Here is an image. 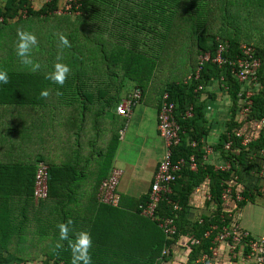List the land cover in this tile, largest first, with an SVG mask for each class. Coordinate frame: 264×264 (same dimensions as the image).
<instances>
[{
    "label": "trees",
    "instance_id": "1",
    "mask_svg": "<svg viewBox=\"0 0 264 264\" xmlns=\"http://www.w3.org/2000/svg\"><path fill=\"white\" fill-rule=\"evenodd\" d=\"M64 3V0H7L0 6V71L8 77L7 84H0V130L3 118L8 122L19 117L20 122H24L22 113L27 117L42 111L49 113L60 101L65 107L80 104L82 115L88 106L94 111L95 103L101 105L102 112H108L110 107L117 108L121 103L123 92L130 94L140 88L143 96L146 86L158 85L161 88L159 110L163 94L168 93L175 106V120L181 128V142L173 150V160L193 156L197 169L184 167L172 184L173 193L158 205L161 217L177 214L178 235L173 239L162 235L147 264H156L164 248H170L180 236L186 235L201 240L200 245L191 246L188 264H195L201 255L211 256L219 230L235 220L232 213L225 210L223 191L230 187L234 195L242 193L244 199L236 202L235 207L239 212L248 201L259 198L255 187L262 180L256 185L248 182L244 187L241 179L244 174L253 175L263 168L253 156L264 148V127L252 129L249 126L264 116V0H75L69 13L65 12ZM59 9L63 13H56ZM18 30L36 38V44L27 53L32 64L39 65L36 71L31 70L32 65L22 64L16 55L20 42ZM61 36L67 39V46L60 43ZM219 44L228 45L224 57L229 60L240 57V47L246 44L255 49L254 56L261 61L257 71L259 87L252 97V108L241 120L236 111L244 84L232 74L229 61L221 67L205 63L196 78L199 57L208 51L215 55ZM57 63L69 69L63 85L46 78ZM215 83L227 88L231 108L226 131L213 149L220 154L222 162L234 163L230 172L215 170L204 157L212 127L204 98L213 94L210 90ZM132 86L135 87L130 91ZM45 90L48 95L42 97L40 93ZM71 91L75 97L68 101L66 95ZM78 99L80 103L76 102ZM189 110L192 116L186 117ZM124 125L125 120L118 122V131ZM238 127L257 133V140L246 149L232 136L233 146L226 150L224 144L228 142V135H233ZM8 129L11 134L16 132ZM11 134L7 136L0 131V196L22 188L34 198L39 162L49 167L47 199L53 196L58 175L69 168L51 165L42 152L34 153L37 157L31 163L26 162L22 151L26 150L31 132L25 127L18 128L17 135L25 139L17 144L5 141ZM194 142L196 145L192 146ZM22 180L25 183H20ZM204 186L211 197L209 204L212 202L217 208L211 215L191 221L188 218L190 198L197 187ZM168 200L178 203L180 211L175 213ZM146 201L143 199L140 203ZM137 213L140 215L139 206ZM212 226L217 229L211 230ZM207 232L211 233L205 237ZM1 241L0 236V264L27 263L23 259L6 260ZM50 257L47 255L42 264L59 263L57 260L52 263Z\"/></svg>",
    "mask_w": 264,
    "mask_h": 264
},
{
    "label": "crops",
    "instance_id": "2",
    "mask_svg": "<svg viewBox=\"0 0 264 264\" xmlns=\"http://www.w3.org/2000/svg\"><path fill=\"white\" fill-rule=\"evenodd\" d=\"M6 1L0 0V6ZM221 88L215 83L210 90L213 94L204 98L206 115L212 125L207 138L212 152L207 162L214 167L222 164L220 154L213 147L220 142L231 108L227 94ZM160 93L158 85L146 86L141 101L127 120L117 114V108L114 111L117 119L108 118V112H102L98 103L94 104V111L88 106L82 115L80 104L65 107L54 99L52 102L57 106L49 113L37 112L34 117L23 116L22 113L20 116L24 122H20L19 117L8 122L3 118L1 133L9 136V127L16 130V134H11L5 141L16 143L24 140L17 135L20 127L31 132V138H26V150L22 151L26 162L31 163L37 157L34 153L42 152L51 165L69 168L58 175L56 191L42 203H37L31 193L22 188L14 189L13 194L7 192L0 196L1 247L6 260L15 258L23 259L26 264H42L50 255L52 263L57 260L60 264H72V245L76 244L81 233H87L89 264L150 262L161 236L166 235L151 219L138 215L137 207L143 204L140 203L143 199L148 200L154 173L166 150L157 127ZM128 94L123 92L122 98ZM73 96L71 91L66 98L69 101ZM86 96L90 102L88 91ZM76 102L80 103L79 99ZM124 120V128L118 131V122ZM125 144L138 151L136 157L122 160L120 154ZM113 169L121 172L117 189L120 203L117 207L104 205L98 200L100 184ZM252 174L243 175L242 186L246 187L248 182L256 185L261 179L259 173ZM20 183L25 182L22 180ZM261 200L259 197L254 202L248 201L240 212L235 208L237 201L223 200V203L225 210L232 213L243 230L258 237L264 234V201ZM209 201L211 197L205 186L197 187L190 198L188 218L196 221L201 216L211 215L217 207ZM60 224L66 227L65 239L60 237ZM192 236H180L171 244L165 257L164 248L156 264H188L191 252L189 239ZM246 254L242 244L227 241L214 246L211 259L214 264H251Z\"/></svg>",
    "mask_w": 264,
    "mask_h": 264
},
{
    "label": "built area",
    "instance_id": "3",
    "mask_svg": "<svg viewBox=\"0 0 264 264\" xmlns=\"http://www.w3.org/2000/svg\"><path fill=\"white\" fill-rule=\"evenodd\" d=\"M35 1V0H32ZM75 0H64V9L66 13H69L71 8V3ZM62 9V8H61ZM59 9L56 13L61 14L63 11ZM242 55L236 59L229 60L224 57V53L228 51V45L219 44L215 55H212L210 51L205 52L199 57V68L196 72V78L199 77V71L202 66L207 62H212L218 66L229 61L231 66L232 74L237 78V80L244 84L242 92L239 94L240 105L237 108V118L239 120L243 119L248 113L253 105L252 97L255 91L259 87V82L257 78V71L261 65L260 59L254 56L255 49L246 44H242L241 47ZM223 79V78H222ZM225 94H227V88L222 87ZM202 89V86L199 87ZM142 91L140 88L135 89L126 98H124L121 103L117 106V114L119 116L129 119L137 106L141 101ZM174 103L170 101L169 94L165 93L162 97V106L158 112V132L163 138L165 143V154L162 161L158 164V167L154 173L153 182L151 184L148 200L139 205L140 215L149 218L158 223V226L163 231L168 239H173L178 235V229L176 225V217H161L158 215L157 208L158 205L173 193L172 184L176 181L178 173L184 168L189 167L190 170L195 171L197 169V163L193 156L189 159L180 158L177 161L173 160V150L181 142L180 132L181 128L174 117ZM192 111L189 110L186 113V117H191ZM238 120V121H239ZM252 129H257L259 127H264V116L254 122L249 126ZM226 131V127L223 132ZM123 135V131L120 132ZM235 137L240 140V145L248 149L251 143H254L258 136L252 130H245L244 128H235L233 135H228V142L224 144L226 150H230L233 146V141L230 137ZM195 142L192 146H195ZM205 160L207 162L208 155L212 152V149L207 145ZM253 158H256V162L259 165L264 164V148L260 149ZM252 160V159H251ZM249 162V161H248ZM247 162V163H248ZM234 163L232 161L222 162L220 165L214 167L217 171L230 172L232 170ZM263 167V166H262ZM121 172L117 169H113L110 176L102 181L98 191V200L100 203L112 207L119 206L120 196L117 192L118 185L120 182ZM261 177L262 182L257 184L256 193L259 197L264 198V168L259 172V178ZM49 193V167L44 162H39L36 167L35 173V183H34V200L38 203L47 199ZM223 200H234L240 202L244 199L241 192L233 194L231 188H226L223 191ZM168 203L173 207V211L177 213L180 211V206L171 200ZM201 222V221H200ZM216 226H212L211 230H216ZM211 232H207L205 237H208ZM227 241H232L235 243L242 244L243 248L246 249L247 258L251 264H264V234L258 237L252 236L248 231L243 230L239 223L235 220L231 221L229 224L224 225L221 230H219L217 236L214 239V245L219 243H224ZM191 246H198L201 240L196 237H190L189 239ZM169 254V248L163 251V256ZM60 264V263H59ZM195 264H214L211 256L201 255L195 261Z\"/></svg>",
    "mask_w": 264,
    "mask_h": 264
},
{
    "label": "clouds",
    "instance_id": "4",
    "mask_svg": "<svg viewBox=\"0 0 264 264\" xmlns=\"http://www.w3.org/2000/svg\"><path fill=\"white\" fill-rule=\"evenodd\" d=\"M17 35L19 37L20 42L17 45L16 55L21 58L22 64L32 65L31 70L36 71L39 65L32 64L31 60L27 58V53L29 51V48L32 45L36 44L35 36L27 32H21L19 30L17 32ZM60 43L64 46L68 45L67 39L63 36L60 37ZM53 68L54 71L48 74L46 78L58 85H63L64 80L66 78V73L69 71L68 67L66 65L57 63L53 65ZM7 83H8L7 74L3 71H0V84H7ZM40 95L42 97H46L48 93L45 90V91H41ZM58 227L60 230L61 239H65L67 234L65 225L60 224L58 225ZM89 243L90 241L87 233H81L77 238L76 244L72 245V249H73L72 264H78V262L80 261H82L83 264H89V258L87 256V247L89 246Z\"/></svg>",
    "mask_w": 264,
    "mask_h": 264
},
{
    "label": "rangeland",
    "instance_id": "5",
    "mask_svg": "<svg viewBox=\"0 0 264 264\" xmlns=\"http://www.w3.org/2000/svg\"><path fill=\"white\" fill-rule=\"evenodd\" d=\"M165 72H167L166 70H165ZM172 75H170V77H171ZM115 107H110V109H108V114H107V117L109 118V117H112V118H114L115 117V115H114V111H116V108L114 109ZM119 118V117H118ZM115 119H117V117H115ZM134 129H135V126H134ZM122 144V143H121ZM137 150L136 149H132V146L129 144H125L124 146H123V149H122V152H121V154H120V156L122 157V160H125V159H128V158H130V159H132V158H134V157H136L137 156ZM119 166V165H118ZM119 168H120V166H119Z\"/></svg>",
    "mask_w": 264,
    "mask_h": 264
}]
</instances>
